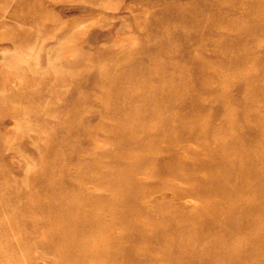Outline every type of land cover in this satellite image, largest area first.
Segmentation results:
<instances>
[{"label": "rangeland", "instance_id": "obj_1", "mask_svg": "<svg viewBox=\"0 0 264 264\" xmlns=\"http://www.w3.org/2000/svg\"><path fill=\"white\" fill-rule=\"evenodd\" d=\"M0 264H264V0H0Z\"/></svg>", "mask_w": 264, "mask_h": 264}]
</instances>
